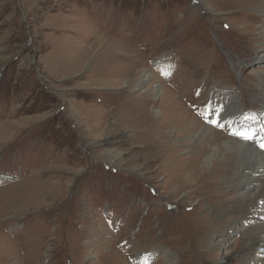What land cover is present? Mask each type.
Instances as JSON below:
<instances>
[{
  "label": "rangeland",
  "instance_id": "rangeland-1",
  "mask_svg": "<svg viewBox=\"0 0 264 264\" xmlns=\"http://www.w3.org/2000/svg\"><path fill=\"white\" fill-rule=\"evenodd\" d=\"M203 1L0 0V264H166L165 249L175 264H241L248 218L264 220V196L221 225L222 250L211 241L216 227L206 237L192 229L179 247L189 240L182 227L207 213L203 201L214 204L205 185L175 189L191 165L185 157L199 150L187 138L202 127L233 137L199 113L206 101L222 105L220 122L233 100L234 113L251 116L237 131L264 142L260 21L235 0ZM244 9L258 10L253 0ZM165 104L172 123L153 116ZM180 121L201 127L177 134ZM220 167L223 189L228 165Z\"/></svg>",
  "mask_w": 264,
  "mask_h": 264
},
{
  "label": "bare ground",
  "instance_id": "bare-ground-1",
  "mask_svg": "<svg viewBox=\"0 0 264 264\" xmlns=\"http://www.w3.org/2000/svg\"><path fill=\"white\" fill-rule=\"evenodd\" d=\"M220 1L222 2V0H220ZM246 1H248V0H235L233 7L237 8V10L240 11V13L242 12L246 16H249V15L254 16L253 18H257V20L260 21V23H258L257 26L254 27L255 38L258 39V44L261 45V49H264V22H261V20L262 21L264 20V0H253L256 8L258 9L257 12H249L250 11L249 9L248 10L244 9L245 5H246ZM195 5H196L197 9L198 8L203 9V7L206 5V3L203 0H196ZM225 5H230V2L228 1L227 4H225ZM204 10H207L210 12L215 11L214 9L210 8L209 6ZM217 20L218 19H216V18L213 19V21H217ZM251 25L253 26V24H249V26H251ZM236 28L237 27H235V29ZM243 28H245V27H243ZM228 30H230V29H228ZM252 31H253L252 29H249V28L246 29L247 33L252 34L253 33ZM218 42H220V41L218 40ZM260 56L262 58V64L264 65V52H262ZM146 77L147 76L142 77L140 79V83L141 82L143 83V81L146 79ZM260 79H261V82L258 83V94L264 100V82H263L264 77L261 76ZM162 95L165 98V99L164 98L163 99L167 100L166 99L167 94L164 92V94H162ZM143 107H142V112L144 113L145 108H143ZM235 108H236V105L234 104V102L232 100V102L228 103L227 106H225V111L229 115V114L234 113ZM166 110H167V106L165 104L162 107V109L159 108V110H157V111L155 110L156 115H153V116L155 117L159 113L160 116L164 117L163 114H165L166 116H169L168 117V121H169L168 123H172L174 121L173 120L174 117H173V115H167ZM227 114L225 113V115H223V116L225 117ZM143 116H144V114H143ZM233 116L234 115L228 116L223 121L226 122V124H227L228 121L231 118H233ZM145 120L148 121L149 117L145 116ZM185 122H186V120H185ZM183 124H184L183 121H180V123L175 124L177 134L183 133V134L187 135V134L192 133V132H197L196 129H200V127H201V124L199 121H197L193 124L190 123L186 126H183ZM180 126H182V127H180ZM150 128L152 130H155V124L153 123V125H151ZM144 129H146V127ZM218 138H219V140H216ZM187 139H188L187 144L190 145L191 151L197 147L199 148V150H198V154L197 153L196 154L189 153V155H187L185 157L187 163L191 161V165L189 166L190 168L188 170L182 169L181 172H177V174H178L177 181L178 182L176 184L177 186L175 189L176 190H178L180 188H193L194 189V187H198L199 185L202 186V187H199V189H204L205 187H207L206 190H208V192H209L208 195L210 196V198H212L211 201L214 202V204L213 203L207 204L203 201V204H205L207 206V213L204 215H198V217L194 220L196 222V226H194L193 225L194 222H192L190 224L192 227L190 225H188V226L185 225L182 227L185 230L184 234H186V237L189 236V240H187V242L184 241L183 243H180L179 247L184 248V249L186 248L185 243H189L191 241L190 239H191V235H192V229L198 230L201 234L204 232L205 233L204 237H206L207 233L210 230H214L216 227L217 229L214 230L213 236L217 235L219 233L218 234L219 238L216 241L214 239L211 241L214 244V246H216L219 250H222L221 245H219V246L216 245L219 243L220 239H223L226 236V234L223 232L224 230L222 228H220L221 225H224L227 222H233L234 217L238 213L240 214V213H244V212H249L251 205L255 204V202L257 200H259L260 198H262L264 196V150L261 148L260 142L258 141V138L243 139L239 135H234L233 137H229V136H225L224 134H222L220 131H217V130H213V134L209 135V129L206 127H204V128L202 127V131L200 133H198L194 139L191 140L190 137H188ZM221 140H222V143H221ZM203 142H206L208 144L207 148H205L204 145L201 146V144ZM117 152H118L117 149H112L110 151V153H111L110 155H112L113 159H116V157L119 158L117 155ZM175 154H177V153H175ZM221 154H223L222 157H221ZM196 161H198L199 163L200 162L203 163L206 167H203L200 169V167H198V165H197L199 163ZM129 162H131V161H129ZM222 164L228 165V168L225 170L228 171V173H229V175L226 174V175L222 176L221 180L225 183V187L223 189L219 188V185H218V182H220L221 172L223 173V171H224V169H222L220 167ZM259 172H261V174H259ZM204 185H205V187H204ZM58 189L59 188L55 187L53 190L57 191ZM45 190L48 191L49 188L47 186L38 187L39 193H44ZM224 190H228L230 192V195L233 197V199L228 204L223 203L224 199H222V200L220 199L224 195L223 194L225 192ZM27 198H29V197H27ZM27 198H26V200H29ZM57 200H59V199H57ZM200 201H201V197H199L197 204H200ZM46 207H47V205H46ZM196 207L197 206H194L192 210L197 212L198 209L200 208V206L198 208H196ZM27 208H28V206H27ZM0 212H2V210H0ZM170 216H174V214H172ZM247 222H248V224L245 227L246 232L244 233L246 241L242 247L241 252L239 253V256L243 257L241 264H249V262H248L249 258L248 257L253 253V251H256V252L264 251V220H262L258 216H254V217H249ZM181 226H182V224H181ZM165 230H166V228H165ZM187 232L189 233V235L187 234ZM195 232H193V237L198 235L197 232L196 233ZM41 233H43V232L41 231ZM193 237H192V239H193ZM5 241H6L5 242L6 244H12L10 242V239H5ZM31 243H32V241L30 242V244ZM197 243H198L197 241L194 242V244H197ZM30 244H29V246H30ZM18 245H20V243ZM141 245H142V243H141ZM197 246L202 248L204 246V239L201 240ZM25 247H26V245H25ZM32 249H34V248H32ZM137 249H135V250H137ZM28 251H30V250H28ZM178 251H179V249H178ZM25 252L26 251H24V253ZM162 252L164 253L163 257L166 260V264H175V262H173V261H175L176 258L174 257L173 251L165 249ZM262 253H264V252H262ZM6 257H8V256H6ZM29 260H30V258H29ZM257 260L260 261V260H264V259L261 257H258ZM30 263H31V261H30ZM234 263L236 264V262H234ZM234 263L231 262L230 264H234ZM105 264H107V263H105ZM109 264H123V263H121V262L119 263L117 260H115V261H113V263L110 261ZM260 264H264V261H262Z\"/></svg>",
  "mask_w": 264,
  "mask_h": 264
},
{
  "label": "snow or ice",
  "instance_id": "snow-or-ice-1",
  "mask_svg": "<svg viewBox=\"0 0 264 264\" xmlns=\"http://www.w3.org/2000/svg\"><path fill=\"white\" fill-rule=\"evenodd\" d=\"M213 123H219V121H214ZM220 127H223L222 124L219 125ZM233 135H239L241 136L243 139H254L255 138V133H250V132H246V131H235L233 132ZM261 146L264 147V142L261 143Z\"/></svg>",
  "mask_w": 264,
  "mask_h": 264
}]
</instances>
